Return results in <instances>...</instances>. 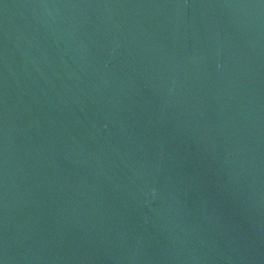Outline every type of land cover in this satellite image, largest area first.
Returning a JSON list of instances; mask_svg holds the SVG:
<instances>
[{
    "label": "water",
    "instance_id": "obj_1",
    "mask_svg": "<svg viewBox=\"0 0 264 264\" xmlns=\"http://www.w3.org/2000/svg\"><path fill=\"white\" fill-rule=\"evenodd\" d=\"M0 264H264V0H0Z\"/></svg>",
    "mask_w": 264,
    "mask_h": 264
}]
</instances>
